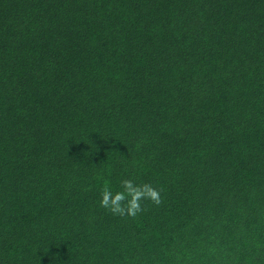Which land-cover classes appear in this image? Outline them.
<instances>
[{
	"label": "trees",
	"instance_id": "16d2710c",
	"mask_svg": "<svg viewBox=\"0 0 264 264\" xmlns=\"http://www.w3.org/2000/svg\"><path fill=\"white\" fill-rule=\"evenodd\" d=\"M0 264H264V0H0Z\"/></svg>",
	"mask_w": 264,
	"mask_h": 264
},
{
	"label": "clouds",
	"instance_id": "9594fccd",
	"mask_svg": "<svg viewBox=\"0 0 264 264\" xmlns=\"http://www.w3.org/2000/svg\"><path fill=\"white\" fill-rule=\"evenodd\" d=\"M162 191L152 183L138 184L133 179H122L119 190L113 191L111 183L103 180L98 205L113 216L134 220L147 210L144 201L156 207L163 204Z\"/></svg>",
	"mask_w": 264,
	"mask_h": 264
}]
</instances>
